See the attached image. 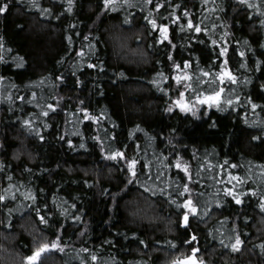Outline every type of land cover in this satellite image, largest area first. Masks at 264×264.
<instances>
[{
    "label": "trees",
    "instance_id": "obj_1",
    "mask_svg": "<svg viewBox=\"0 0 264 264\" xmlns=\"http://www.w3.org/2000/svg\"><path fill=\"white\" fill-rule=\"evenodd\" d=\"M6 2L9 9L0 14V264H28L38 240L59 247L35 264H172L190 255L193 245L184 241L191 233L204 264H264L258 207L264 202V0H113L107 7L104 0ZM152 19L169 28L167 38ZM221 42L235 83L220 81ZM184 77H191L187 89ZM220 87L219 104L196 103V96ZM183 97L188 110L176 104ZM115 151L137 160L132 184L126 165L106 158ZM189 175L188 193L170 203L165 193ZM226 186L243 205L224 195ZM250 190L255 195H243ZM186 198L200 214L182 228ZM45 204L48 226L31 212L40 206L44 215ZM237 236L243 243L233 252Z\"/></svg>",
    "mask_w": 264,
    "mask_h": 264
},
{
    "label": "snow or ice",
    "instance_id": "obj_2",
    "mask_svg": "<svg viewBox=\"0 0 264 264\" xmlns=\"http://www.w3.org/2000/svg\"><path fill=\"white\" fill-rule=\"evenodd\" d=\"M124 2L127 3V0H124ZM149 2H151V0H149ZM112 3H113V0H104L105 7H107L108 5H110ZM205 3H207V0H205ZM247 6L249 8L254 7L252 4H247ZM156 7L159 8V7H162V5H157ZM8 9H9V3L6 2V0H5V2H0V14L6 13L8 11ZM112 10H114V9H112ZM185 14H187L186 10H185ZM177 19H179V17ZM126 23H127V21H126ZM150 23H151L153 29L159 28V26L157 25V21L155 19H152L150 21ZM186 23L188 24L189 28L193 29V31L195 33H200L202 31V29L200 27H194L193 21L191 19L187 20ZM260 23L262 25H264V20H262ZM159 31L161 32V35L163 38H167V35L169 32V28L167 26L159 28ZM163 38L158 40L157 42L163 43L164 42ZM68 39L70 41L71 37H69ZM210 43L213 46H215L217 42L213 40ZM221 43L223 46H220L216 49L217 54L215 56V59L219 60L224 65V68H225V70L221 72L220 81L223 82L225 77H227L229 83H235L236 82V76L228 67L229 66V59L225 55L228 51V48H227L225 42H221ZM169 44L171 46V41H169ZM262 47H264V46H262ZM82 54H83V50H81V52H80V55H82ZM238 55L240 57H243L245 55V53L239 52ZM2 59L3 58L0 57V60H2ZM168 59L172 60V56L169 55ZM184 63H185V65H187V64H191L192 61H186ZM88 66L91 68L97 67L96 64H89ZM174 66L176 69L181 68V64H175ZM100 70L101 71L103 70L102 64L100 65ZM257 70H259V66H258ZM208 75H210L209 72L204 73V76H208ZM0 79H2V77H0ZM175 79L180 80L181 78L179 76H176ZM57 80L63 81L64 77L63 76H57ZM185 81H191V77H184V80L181 81V88L187 89L188 85L185 83ZM196 83L199 84L200 81L198 80V81H196ZM204 83L205 84H211L212 81H204ZM78 85H79V81H78ZM223 91H224V88L220 87L218 91L214 92V94L206 95L203 99H201L200 96H196L195 98L197 101H199L200 104H209L212 101H215L217 104H219L220 96H221V93ZM184 94H185L184 92H180V95H184ZM32 95L35 96V93H33ZM20 99L23 100V97H20ZM80 103L83 104V101H80ZM227 103L229 105H231L232 100H228ZM176 104L179 105L182 109H187V107H188V105L186 103H182L181 100H179V99L176 100ZM48 107L51 108V107H53V105H48ZM252 107L255 108V107H257V105L253 104ZM86 111L87 110L85 109V112ZM167 111L171 112L172 109L169 108V109H167ZM43 115L48 116L49 114H48V112H44ZM29 123H30V121H27V120L24 121L25 125H28ZM37 136L39 137V139L41 141L44 140V136L39 135V132H37ZM61 139H63V137H61ZM96 139L99 140V137H96ZM254 139H260V137H255ZM67 143L69 144L70 147H72V141H67ZM79 147L85 148V145L83 143H81L79 145ZM102 151H103V149H102ZM172 155L175 158L178 155V153L173 151ZM106 158L109 160H114V161L118 160V158H119V163L126 165V167L124 168V171L128 172V175L130 177L126 183L132 184L134 182V178L137 176V172L135 170L136 165H137V160L130 159V158L126 157L124 151H115V152L111 153L110 155L106 154ZM174 167L176 169H180L181 165L179 163H177V164H175ZM233 167H235V165H233ZM183 172H185V173L188 172L187 167H185L183 169ZM228 175L231 178V174L229 173ZM156 178L157 179L160 178L159 173H157ZM190 179H191V176L189 175L187 177H184V179H182V180H178L177 185H176L177 190L175 192L165 193L168 196V201L170 203H176L177 199L184 196L185 193H188V181ZM236 179H239V178L236 177ZM161 191L163 192L164 190L162 189ZM247 194L255 195V192L250 190V193H243V195H247ZM153 195H154V193H153ZM224 195L231 197L234 200L235 204H237V205H243V203H244L242 196L240 194H238L236 192V190L231 186H226V188L224 190ZM189 196H190V193H189ZM4 199L5 198L3 196H0V201H2ZM32 199L34 200L35 197H32ZM42 207L47 210V211H45L44 215H41V207L40 206L31 208V212L38 217V221H37L38 223L43 224L44 226H48L49 219L51 218V216H50L51 210L48 209V206L46 204L43 205ZM72 207L75 208L76 207L75 204H73ZM203 207L206 208L207 204H204ZM258 207L261 210H264V202H260L258 204ZM183 209H186V210L183 211V213H182V224L185 228H188L191 226L190 215L191 216H197L200 214V210L197 207L196 203H194V201L191 198H186L185 202L183 203ZM76 219H79V218L77 217ZM81 235H83V233H81ZM58 240H59V237H57V241ZM197 241H198L197 236L194 233H191L190 239L184 241V243H186V244H192L193 245V247L190 250V255L188 257H186L182 262L180 260H173L172 264H204L203 260L197 259L198 253L201 252V249L199 248ZM36 243L38 246L36 247L34 254L27 256L28 264H35V262L40 259L41 254L44 253L46 250H48L50 248L55 249V248L59 247L58 243H51V244L40 243V240L36 241ZM140 243L143 244V241H140ZM158 243L159 242H157V244ZM221 243L223 244V241H221ZM242 243H243V241L239 238V236H237L235 243L231 244V246H230L231 250L233 252L239 251L240 245ZM174 246L175 245H170V247H174ZM261 247L264 248V245H261ZM60 251H64V249L62 247H60ZM83 251L87 252L88 249L85 248V249H83ZM91 258H92V260H96V257L94 255Z\"/></svg>",
    "mask_w": 264,
    "mask_h": 264
},
{
    "label": "rangeland",
    "instance_id": "obj_3",
    "mask_svg": "<svg viewBox=\"0 0 264 264\" xmlns=\"http://www.w3.org/2000/svg\"><path fill=\"white\" fill-rule=\"evenodd\" d=\"M205 97V96H204ZM204 97H201V99H203ZM179 100H181V102L182 103H186L187 105H188V107H187V109H184V110H188V108H190V103H188V101H186L185 99H184V97L183 98H180ZM197 101V100H196ZM196 103H199V101H197ZM216 104V102L215 101H212L211 103H209V104H206V105H208V106H210V105H215ZM179 106V105H178ZM180 107V106H179ZM181 108V107H180ZM182 109V108H181ZM52 242V241H51ZM51 242H49V244L51 243ZM54 243H56V241H54ZM52 249V248H51ZM56 249V248H55ZM49 251H50V249H49ZM48 251V252H49Z\"/></svg>",
    "mask_w": 264,
    "mask_h": 264
},
{
    "label": "water",
    "instance_id": "obj_4",
    "mask_svg": "<svg viewBox=\"0 0 264 264\" xmlns=\"http://www.w3.org/2000/svg\"><path fill=\"white\" fill-rule=\"evenodd\" d=\"M181 227H182V228H185V227L183 226V224H182V219H181ZM51 243H54V240H53ZM51 243H50V244H51ZM50 250H51V248H50ZM52 250H53V249H52ZM46 251H49V249L46 250ZM184 259H185V258H184ZM184 259H182L181 262H182Z\"/></svg>",
    "mask_w": 264,
    "mask_h": 264
}]
</instances>
